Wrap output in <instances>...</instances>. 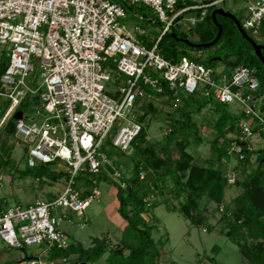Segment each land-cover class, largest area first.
Segmentation results:
<instances>
[{"label":"built area","instance_id":"1","mask_svg":"<svg viewBox=\"0 0 264 264\" xmlns=\"http://www.w3.org/2000/svg\"><path fill=\"white\" fill-rule=\"evenodd\" d=\"M182 1L0 0V51L7 57L0 76V102L8 100L0 116V131L13 119V135L25 145L26 166L32 169L38 164L62 162L69 175L62 192L47 200L8 207L0 198V242L7 248L45 246L42 253L47 258L52 249L64 251L72 245L60 228L61 222L68 214L82 217L100 194L96 188L81 194L74 188L75 177L79 172L98 175L105 165L113 177H119L103 151L104 141L113 132V148L123 153L131 149L143 127L134 118L142 101H169L168 108L174 111L183 99L198 94L236 107L243 117L228 137L227 154L240 162L244 160L242 144L253 149L250 140L264 132V114L255 97L260 87L255 68L242 64L229 68L228 81L218 85L212 67L186 57L174 63L159 52V40L184 14L198 11L197 16L185 19L196 26L208 9H222L215 6L226 0L176 10ZM246 1L248 16L240 25L244 32L251 30L256 36L264 24V0ZM139 4L150 8L161 26L151 46L143 40V28L135 27L133 32L119 22L127 10ZM194 57L202 58L201 52ZM36 69L40 84L32 89L28 80ZM112 78L120 82L114 94L106 90ZM28 94L34 95L37 115L45 114L39 122L29 121L19 110ZM18 111L21 118L15 120ZM139 178H144V171L139 172ZM225 179L227 185H234L236 173L227 171ZM119 185L125 188L124 183ZM154 200L156 196L150 192L143 203L150 208ZM68 260L69 256L56 260L31 257L28 264H72Z\"/></svg>","mask_w":264,"mask_h":264},{"label":"rangeland","instance_id":"2","mask_svg":"<svg viewBox=\"0 0 264 264\" xmlns=\"http://www.w3.org/2000/svg\"><path fill=\"white\" fill-rule=\"evenodd\" d=\"M205 1L211 0H183L181 4L188 6L201 4ZM218 7L222 8L224 13L237 19L240 24L248 16L246 0H226L224 3L215 6V8ZM208 11H210L211 15L214 8L208 9ZM198 13V11L188 12L183 15V19L181 18L177 22H174L171 28L173 34L171 37H166L163 42H168V38H172L200 45L201 43L198 37L202 32H205V29L204 31L202 29L196 31L195 28L203 21L199 22L196 26H190L185 20L189 16H197ZM137 16H142L144 20H140ZM220 17L223 21L226 19L232 21L228 17ZM119 22L133 32L135 27L143 28L145 31L143 40L148 46L156 40L161 32V26L156 22V16L152 10L141 4L127 10L126 17L120 19ZM233 24L235 25L234 22ZM214 25L217 32L214 37L209 39V43L215 40L218 33V28L215 23ZM213 29L214 27L210 28L212 33H214ZM245 33L256 44L264 46V37L260 35L259 31L256 36L252 34L251 30H245ZM180 47L185 49L188 55H197L196 51H191L184 46ZM220 47L221 43L215 44L214 42L210 47L203 48L200 52L203 55L202 57L213 56L212 58L221 59L224 58L227 50H222ZM1 51L0 63L4 62L7 65L6 53ZM251 53L255 55L253 48ZM202 60L206 61L207 59ZM217 64L212 66L215 70L214 79L218 85H221L228 81L229 68L223 61H220L218 64L220 67ZM119 78L121 79L122 77ZM28 83L32 89L39 86L38 69H36L33 78L28 80ZM118 85H120V82H115L114 78H112L106 84V90L114 94ZM33 97L34 95L28 94L22 101L19 110L23 112L24 117L28 118L29 121L39 122L45 117V114L43 113L44 116L37 115L36 111L38 107L34 106L32 101ZM147 103L142 101L140 106L136 107L134 111L136 121L143 114L142 121H138L144 127L145 133L144 143L141 144L140 149L151 147L154 148L160 157L168 156L173 160H177L180 157L177 143H186L185 151L192 156L193 162L198 165H211L217 169H224L225 172L233 170L236 175L240 174L239 177L241 178L249 173L248 168L244 171L240 167V164L234 156L223 159V162L220 164L216 161L211 142L216 136L214 124L218 115L214 111L213 105H211L212 103H210L211 106L208 105L200 111L189 107L191 120L194 125L191 129L182 127L181 123L183 119L179 117L178 113L168 108L169 101L160 100L158 102H151L153 110L147 107ZM7 105L8 100L4 99L0 102V116L3 114ZM194 110L196 111L193 112ZM231 110L233 114L240 112L236 107ZM113 134L111 132L104 141L103 151L107 155V158L110 159L111 167L118 173L119 177H113L104 167L101 168L98 175L94 176L86 172H79L74 180V188L81 194H84V192L91 193L92 189L96 188L100 194L84 212V217L76 218L71 214L63 212L64 214H68L66 219L60 224L66 240L72 243V245L75 241L81 242L84 249L89 248L95 239H101L106 235H112V241L108 239L111 246L117 244L120 239V234H118L119 231L112 217V211L116 209L118 204L115 196L116 188L118 187L117 182L121 181V183H125L132 175L134 163L136 161H143V156L141 155H138L135 159L132 158L133 148L124 153L113 148L110 145ZM229 136L230 133H226V138ZM250 144L254 150L262 149L264 147V132L260 133V135H255L250 140ZM0 156L10 162L8 167L0 170V198L7 201L8 207L14 204L24 205L27 202H31L30 204H32L37 199L47 200L49 197L58 196L66 185L69 175L67 173L68 168L64 163L57 162L49 165L38 164L35 169L28 168L26 166L25 145L20 138L14 137L13 133L6 132L5 128L0 131ZM250 166L251 169L255 168L256 162L251 163ZM40 167H45L46 174L41 180H37L33 170ZM164 171L165 174L163 176L157 177L154 175V178L157 177L158 185L161 187V191L157 196L158 204L154 208L149 209L147 215L145 214L143 216L151 223L156 224L153 240L157 243L158 250L163 251V253H159L158 262L161 264H201L202 262L205 264L207 262L210 264H247L249 262L247 257L240 252L238 246L222 233L224 223L221 218L227 216L224 207L227 206L229 209L233 208L228 198L229 190L227 189L220 203H217L212 198L208 199L210 197L207 195L200 199L199 208L201 209L202 216L206 218L209 225L214 227L212 232H206L203 229L204 226L193 225L179 213L178 208L184 198H177L174 195L172 182L168 178V174H166L167 170ZM47 172L55 175L62 173V175L57 179H52L47 176ZM151 178H153V173L150 170L144 172L143 180H149ZM235 190L236 186L232 185L231 191L234 192ZM45 248V246L32 245L25 246L22 249H10L0 242V264H28V259L31 257L39 258L40 260H53L50 259L51 251L48 252L49 256L47 258L44 256L42 252ZM78 259L79 256L75 259L73 257L71 258L70 255L68 262L78 264ZM58 264L64 263L59 261ZM94 264H106V262L103 258H100Z\"/></svg>","mask_w":264,"mask_h":264},{"label":"trees","instance_id":"3","mask_svg":"<svg viewBox=\"0 0 264 264\" xmlns=\"http://www.w3.org/2000/svg\"><path fill=\"white\" fill-rule=\"evenodd\" d=\"M181 7L183 5L181 2H178L175 9L178 10ZM220 16L222 15L216 14L214 18L221 28L220 36L215 44L221 43L220 48L227 50L224 58H221L222 60L220 59V61H223L228 68H234L240 64L255 68L256 76L260 83L255 97L260 98L264 96V67L262 63L251 53V45L241 36L233 22L229 19L223 21ZM212 20L210 11H207L203 22L195 28L196 31L201 29L204 31L205 29V32H202L198 37L200 45L209 44V39L214 37L217 32ZM213 27L214 33L210 30ZM259 32L264 37V26L259 29ZM172 34L171 30L165 33L158 43L159 52L165 59L175 63L181 58L186 57L195 62H200L207 67H212L216 64L213 61V56L207 57V60L204 61L188 55L185 49L180 47L184 46L191 51L200 52L203 48L210 47L211 45L206 47L196 46L195 44L172 38H168V42H163L166 37H171ZM262 55L264 56V52H262ZM6 66V63H0V76ZM210 103H212L211 105H213L214 111L218 115L214 124L216 136L212 140L211 145L216 161L220 164L223 162V159L229 157L227 148L231 140L226 138V133H233L235 131L236 123L243 117V114L241 112L233 114L230 106L219 104L212 98H203L198 94L183 99L182 106L173 112L178 113L179 117L183 119L181 123L182 127L191 129L194 125L191 120L189 107L200 111L210 105ZM147 107L153 110L151 102L147 103ZM259 108L264 114V100L259 105ZM142 116L143 114L138 117V121H142ZM13 128L14 120L10 119L5 130L8 133H13ZM256 131L257 129L254 130V132ZM144 139L145 133L144 127H142L139 135L131 143V148L134 150L131 156L135 159L138 155H141L143 156V161H136L134 163L132 175L125 181L126 187L124 189L119 185L121 181L117 182L118 187L116 188L115 195L118 203L117 213L126 222L117 244L111 246L106 237L95 239L93 245L87 249H84L80 243H74L64 251L52 249L50 259L77 254L79 256L78 264H92L98 261L104 254H107L105 259L106 264H158L159 250L157 243L153 240L156 224L151 223L143 216L147 215L149 209L154 208L158 204L157 196L161 191V187L158 185L157 177L163 176L165 174L164 170H167L166 174H168L167 176L172 182L174 195L177 198H184L178 208L179 213L193 225L204 226L207 232L213 229V226H210L206 218L202 216L199 201L203 196L207 195L210 197L208 199L212 198L217 203L221 202L224 190L229 186L225 179V170L217 169L211 165L202 166L194 163L192 156L185 151L186 143H177L180 157L177 160H173L168 156L160 157L154 148L140 149L141 144L144 143ZM242 145L244 160L238 162L240 167L244 171L250 167L252 156H256V167L250 169L249 173L243 178L239 177L240 174L236 175L237 178L234 185L240 186L242 193L238 198H235L232 209H229L227 206L224 207L227 216L221 218L224 223L222 232L247 257L249 261L247 264H264V147L258 150H247L245 145ZM9 165V160L0 156V170L5 169ZM44 168L40 167L33 170L36 179L41 180L46 174ZM141 170L144 172L150 170L153 173V178L149 180H143V178L140 180L138 175ZM47 173V176L52 179H57L62 175V173H58L57 175L51 172ZM154 175L157 176L155 177L156 179ZM148 182L150 183L148 184ZM150 192L155 194L156 200L151 203L150 208H146L143 199ZM1 203L7 206L4 199H1ZM172 211L174 210L172 209Z\"/></svg>","mask_w":264,"mask_h":264},{"label":"crops","instance_id":"4","mask_svg":"<svg viewBox=\"0 0 264 264\" xmlns=\"http://www.w3.org/2000/svg\"><path fill=\"white\" fill-rule=\"evenodd\" d=\"M203 56V55H202ZM207 57L208 56H205V57H202V58H200L201 60L202 59H207ZM213 59H215V61L217 62V61H220V58H213ZM263 100H264V96H262V97H260L259 98V101H258V104L260 105L261 104V102H263ZM255 160H256V156H252L251 157V159H250V163H253V162H255ZM109 168V167H108ZM248 169L250 170L251 169V166L250 167H248ZM231 186L232 185H230V186H228L225 190H224V193H223V196H225V193H226V191H227V189L229 190V201L231 202V204H232V207H234V200H235V198H238L239 196H240V194L242 193V188L240 187V186H236V190L234 191V192H232L231 191ZM235 186V185H234ZM238 190V191H237ZM5 200V199H4ZM233 200V201H232ZM6 201V200H5ZM31 202H27V203H24V204H30ZM6 204H7V201H6ZM117 206H118V204H117ZM117 206H116V209L115 210H113L112 211V214H113V218H114V220H115V226H116V228H117V230L119 231V233L118 234H120L121 235V232H122V230H123V228L125 227V225H126V222L123 220V219H121V217L118 215V213H117ZM110 211V210H109ZM115 211V212H114ZM85 215H83L82 217H84ZM117 218V219H116ZM66 219V218H65ZM264 221V220H263ZM210 226H212V225H210ZM204 230H205V228H203ZM214 230V227H213V229L210 231V232H212ZM206 231V230H205ZM207 232V231H206ZM223 234H224V232H222ZM112 236V235H111ZM111 236H109V235H106L105 237H106V239L108 240H111ZM120 237V236H119ZM108 240V241H109ZM112 241V240H111ZM75 243H80L81 244V242H77V241H75ZM234 243V242H233ZM92 245H93V241H92ZM91 245V246H92ZM236 245V244H235ZM90 246V247H91ZM237 246V245H236ZM159 253H163V251L162 250H160L159 251ZM106 256H107V254H104L101 258H103L104 260L106 259ZM75 258V259H77L78 258V255L77 254H71V258ZM159 258V257H158ZM106 262V261H105ZM157 263H159V264H161L160 262H158V259H157ZM81 264V263H80ZM84 264H90V263H84ZM92 264H94V263H92ZM201 264H205V263H201ZM207 264H210L209 262H207Z\"/></svg>","mask_w":264,"mask_h":264},{"label":"water","instance_id":"5","mask_svg":"<svg viewBox=\"0 0 264 264\" xmlns=\"http://www.w3.org/2000/svg\"><path fill=\"white\" fill-rule=\"evenodd\" d=\"M218 14V15H222V16H225V17H228L230 19H232V21L235 23L236 25V28L238 29L239 33L241 34L242 37H244V39L251 45V47L254 49L255 51V56L259 59V61L262 63L263 67H264V57L262 55V52H264V46L262 45H258L256 44L251 38H249L246 33L244 32V30L241 28V25L239 23V21L237 19H235L234 17L228 15L227 13H224L223 9H217V10H214L212 13H211V17L214 21V23L216 24L217 28H218V33H217V36L215 38V40L212 42V43H209V44H206V45H200L202 47H206L208 45H212L214 42H216V40L218 39V37L220 36V32H221V28L219 27V25L215 22L214 18H215V15ZM196 46H199V45H196ZM213 61H215V59H213ZM36 104V103H35ZM13 118L15 120H18L21 118V112L18 111L15 113V115L13 116ZM106 169H108V166L105 165L104 166ZM81 264H84V263H81Z\"/></svg>","mask_w":264,"mask_h":264}]
</instances>
